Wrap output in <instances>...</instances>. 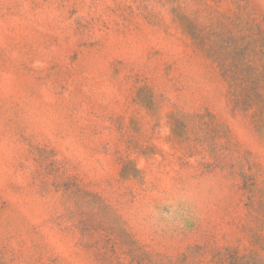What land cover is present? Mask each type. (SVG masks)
<instances>
[{"label":"rangeland","instance_id":"obj_1","mask_svg":"<svg viewBox=\"0 0 264 264\" xmlns=\"http://www.w3.org/2000/svg\"><path fill=\"white\" fill-rule=\"evenodd\" d=\"M0 264H264V0H0Z\"/></svg>","mask_w":264,"mask_h":264}]
</instances>
